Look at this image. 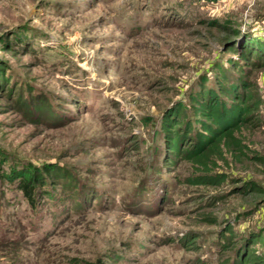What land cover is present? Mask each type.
I'll use <instances>...</instances> for the list:
<instances>
[{"label": "rangeland", "instance_id": "rangeland-1", "mask_svg": "<svg viewBox=\"0 0 264 264\" xmlns=\"http://www.w3.org/2000/svg\"><path fill=\"white\" fill-rule=\"evenodd\" d=\"M238 75L264 119V0H0V264L264 261V122L218 186L165 160L166 111Z\"/></svg>", "mask_w": 264, "mask_h": 264}, {"label": "trees", "instance_id": "trees-1", "mask_svg": "<svg viewBox=\"0 0 264 264\" xmlns=\"http://www.w3.org/2000/svg\"><path fill=\"white\" fill-rule=\"evenodd\" d=\"M246 47L250 53L258 48L251 45ZM241 76L238 75L235 82L222 88L220 93L216 88L201 85L190 96L188 103L178 102L165 113V160L171 165L186 161L194 171L200 172V175L187 179L186 182L190 184L218 186L223 183L226 175L210 174L216 160L222 159L226 152L237 153L239 156L244 154L243 132L257 128L264 122L260 118L263 105L261 95L254 89L253 82ZM224 81L225 77L220 76L219 83ZM41 171L44 176L38 178L35 169L31 167L24 171H11L3 176L10 182L17 181L23 196L34 206L37 186L46 185L49 178L47 169L42 168ZM222 246L227 248L228 243ZM248 256L246 254L243 263L239 261L240 264L249 263ZM253 257L259 259L256 255ZM263 262L261 259L258 264Z\"/></svg>", "mask_w": 264, "mask_h": 264}]
</instances>
